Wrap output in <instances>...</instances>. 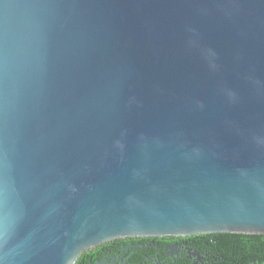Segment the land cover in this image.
<instances>
[{"label": "water", "instance_id": "obj_1", "mask_svg": "<svg viewBox=\"0 0 264 264\" xmlns=\"http://www.w3.org/2000/svg\"><path fill=\"white\" fill-rule=\"evenodd\" d=\"M210 233L264 235V0H0V264Z\"/></svg>", "mask_w": 264, "mask_h": 264}, {"label": "trees", "instance_id": "obj_2", "mask_svg": "<svg viewBox=\"0 0 264 264\" xmlns=\"http://www.w3.org/2000/svg\"><path fill=\"white\" fill-rule=\"evenodd\" d=\"M129 241H140L148 246L138 253V264H160L167 259L165 264H264V235L242 233L116 239L83 252L74 264H89V258L97 257L101 247L120 248ZM171 243H178L182 248L176 260L169 258L165 251V246Z\"/></svg>", "mask_w": 264, "mask_h": 264}, {"label": "flooded vegetation", "instance_id": "obj_3", "mask_svg": "<svg viewBox=\"0 0 264 264\" xmlns=\"http://www.w3.org/2000/svg\"><path fill=\"white\" fill-rule=\"evenodd\" d=\"M173 246H176V248L172 249L171 247ZM147 247L148 246H145V244L140 241L125 242L120 246V248H114L113 246H104L97 251V257L89 258V264H94L96 261H98L100 264H138V253ZM95 248L96 247L92 248V250ZM165 251L169 258H171L172 260H176L177 258H179L180 253H182V248L178 243H171L165 246ZM167 260L161 262L160 264H165ZM148 261H151V259L148 258Z\"/></svg>", "mask_w": 264, "mask_h": 264}]
</instances>
